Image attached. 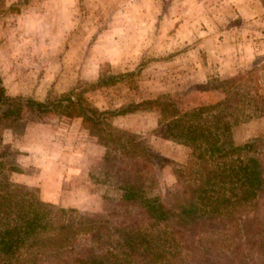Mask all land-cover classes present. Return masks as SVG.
Segmentation results:
<instances>
[{"label": "trees", "instance_id": "1", "mask_svg": "<svg viewBox=\"0 0 264 264\" xmlns=\"http://www.w3.org/2000/svg\"><path fill=\"white\" fill-rule=\"evenodd\" d=\"M140 68H102L95 80L44 99L11 93L0 77V264H264V131L233 137L234 125L264 116L254 69L188 87L221 96L185 108L180 92L113 107L90 100V91ZM139 110L157 111L162 136L189 146L193 163L169 160L139 131L113 122ZM25 112L80 117L105 148L99 168L88 171L102 186L95 212L44 200L39 185L14 178L31 168L4 131L24 126ZM170 161L173 189L162 171Z\"/></svg>", "mask_w": 264, "mask_h": 264}, {"label": "rangeland", "instance_id": "2", "mask_svg": "<svg viewBox=\"0 0 264 264\" xmlns=\"http://www.w3.org/2000/svg\"><path fill=\"white\" fill-rule=\"evenodd\" d=\"M139 64L136 74L90 91V100L113 107L180 92L175 95L185 108L221 96L185 93L188 87L251 67L264 94V0H0V77L11 93L44 99L95 80L102 68L137 71ZM25 117L24 126L4 136L23 151L20 161L31 168L40 197L99 209L102 186L89 180L88 171L99 168L105 148L81 127V118ZM157 119V111L139 110L113 122L139 131L169 160L192 164V149L164 138ZM263 131L264 116L234 125L233 137L242 142ZM172 164L162 170L171 189Z\"/></svg>", "mask_w": 264, "mask_h": 264}, {"label": "crops", "instance_id": "3", "mask_svg": "<svg viewBox=\"0 0 264 264\" xmlns=\"http://www.w3.org/2000/svg\"><path fill=\"white\" fill-rule=\"evenodd\" d=\"M36 149V148H34ZM18 174L19 175V178H17V180L19 181H24V182H27V183H33L32 179H30V174L29 173H14V175Z\"/></svg>", "mask_w": 264, "mask_h": 264}]
</instances>
